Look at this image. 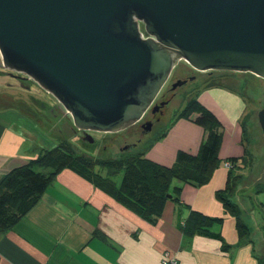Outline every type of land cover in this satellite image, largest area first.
<instances>
[{
    "label": "water",
    "instance_id": "obj_1",
    "mask_svg": "<svg viewBox=\"0 0 264 264\" xmlns=\"http://www.w3.org/2000/svg\"><path fill=\"white\" fill-rule=\"evenodd\" d=\"M180 60L264 78V0H0V63L89 142L139 121ZM256 116L264 140V102Z\"/></svg>",
    "mask_w": 264,
    "mask_h": 264
},
{
    "label": "crops",
    "instance_id": "obj_2",
    "mask_svg": "<svg viewBox=\"0 0 264 264\" xmlns=\"http://www.w3.org/2000/svg\"><path fill=\"white\" fill-rule=\"evenodd\" d=\"M241 93L215 84L202 86L196 94L199 103L222 123L224 114L233 113L230 130L223 127L220 131L221 160L243 154L242 119L247 103ZM195 115L175 119L164 136L151 141L146 156L170 165L177 150L196 152L205 130L192 121ZM39 126L43 127L19 106L0 105V180L11 168L54 146ZM227 172L221 161L202 185L173 179L170 191L180 187L178 200L168 198L159 217L149 221L79 173L64 168L25 215L0 235V264H163L166 251L176 264H264V182L260 180L247 197L235 201L245 210L241 218L252 228L250 240H240L236 217L224 210L216 196ZM191 210L214 217L209 230L218 236L183 231Z\"/></svg>",
    "mask_w": 264,
    "mask_h": 264
},
{
    "label": "trees",
    "instance_id": "obj_3",
    "mask_svg": "<svg viewBox=\"0 0 264 264\" xmlns=\"http://www.w3.org/2000/svg\"><path fill=\"white\" fill-rule=\"evenodd\" d=\"M194 112L196 115L192 121L205 130V137L194 153L177 150L170 165L160 164L146 156L145 150L152 142H149L145 150L138 151L137 147L131 146V150L127 148L128 150L120 151L118 158L96 160L84 152L74 150L69 141L58 138L59 141L53 147L42 149L34 159L11 168L0 180V235L25 215L47 185L64 168L79 173L143 219L155 221L168 198L178 200L180 187L174 186L172 193L170 191L173 179L196 186L202 185L208 181L221 161L229 160L231 166L228 168L225 185L216 191V196L224 210L236 217L240 240H250V230L241 218V208L231 198L238 177L240 178L241 175L235 168H241L249 159L243 126V154L221 160L218 157L221 124L216 116L202 106L195 97L187 101L186 106L175 115L174 119H189ZM167 130L168 126H165L156 137L164 136ZM35 167L45 171L35 170ZM117 173H121L119 182L113 178ZM213 220L214 217L191 210L182 229L186 233L197 232L217 237L218 233L209 230Z\"/></svg>",
    "mask_w": 264,
    "mask_h": 264
},
{
    "label": "rangeland",
    "instance_id": "obj_4",
    "mask_svg": "<svg viewBox=\"0 0 264 264\" xmlns=\"http://www.w3.org/2000/svg\"><path fill=\"white\" fill-rule=\"evenodd\" d=\"M140 29L143 31L142 24H140ZM186 64L187 63L184 60H180L172 69L170 78L174 77L175 74L177 75ZM215 84L236 89L239 92H242L241 94L246 98L247 107L242 119V126L249 159L243 163L241 168H235L236 171L240 170L241 175L240 178L238 177V182L231 196L233 201H236L237 199L243 200V198L247 197L250 189L255 190L261 184L259 183L260 180L264 182V140L256 116L258 109L264 102V78L256 76L250 72L227 70L199 71V75L194 81L189 83L186 87L181 88L182 90L177 91L167 107L170 114L175 116L186 106V103L190 98L195 97L199 102L196 94L202 86ZM166 87L167 86H165V88ZM7 104L19 106L26 111L25 113L27 115L30 117L33 116L44 127L45 130L43 127L39 126L41 132H47L51 146L59 141L58 138L61 140L63 139L69 141L74 150L84 152L96 160L118 158L120 156L119 149L124 145V142H122L123 135L125 132L133 131L138 124H132L117 132L88 130L86 132L93 138V141L89 142L82 137L81 130L74 127L70 114L50 93L46 92L34 80L25 74L9 70L3 67L0 63V105ZM220 109L225 112L224 108ZM224 117V124L219 120L222 125L219 127V131H221V129L223 130V127L226 130H230L231 128L233 113L229 115L224 114ZM216 118L218 119L217 116ZM171 123L168 125V129L170 128ZM166 124L150 133L146 139L147 141L144 140V142L137 146L136 149L138 151L145 150L149 142L154 140L156 136L162 132ZM165 143L166 141L163 145ZM151 147L152 146H150V148ZM150 148L148 147V149ZM128 149L131 150V146L128 147ZM34 169L45 171L40 167H35ZM113 178L116 182H119L121 173L115 174ZM243 207H246V203L243 204ZM241 211L244 212L245 210L241 209ZM246 225L249 227L251 235L252 228L247 223Z\"/></svg>",
    "mask_w": 264,
    "mask_h": 264
},
{
    "label": "flooded vegetation",
    "instance_id": "obj_5",
    "mask_svg": "<svg viewBox=\"0 0 264 264\" xmlns=\"http://www.w3.org/2000/svg\"><path fill=\"white\" fill-rule=\"evenodd\" d=\"M198 75L199 71L191 68L187 64L177 75L175 74L174 77L170 78L171 75H169L167 81L153 100L151 106L147 109L142 118L136 122L138 123L137 127H135L133 131L127 133L125 132L122 140L124 145L120 147L119 150H126L129 146L136 148L144 142V140L147 141L146 139L148 138V135L154 130L163 127L166 123V126H168L174 120L175 116L170 114L167 105L171 99H173L177 91L182 90L181 88L186 87L189 83L194 81ZM165 86L167 87L165 88ZM147 124H150L149 129H146ZM81 132L83 135L82 137L85 138V132L82 130Z\"/></svg>",
    "mask_w": 264,
    "mask_h": 264
},
{
    "label": "built area",
    "instance_id": "obj_6",
    "mask_svg": "<svg viewBox=\"0 0 264 264\" xmlns=\"http://www.w3.org/2000/svg\"><path fill=\"white\" fill-rule=\"evenodd\" d=\"M223 166H225L226 168H230L231 164L229 162V160H224L222 162ZM162 262L163 264H176L177 260L172 257L169 252H164L163 254V258H162Z\"/></svg>",
    "mask_w": 264,
    "mask_h": 264
}]
</instances>
